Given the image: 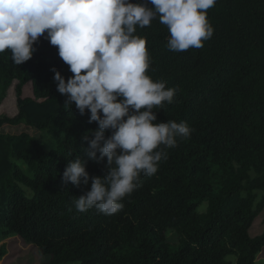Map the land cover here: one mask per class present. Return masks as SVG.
Here are the masks:
<instances>
[{
    "label": "trees",
    "instance_id": "obj_1",
    "mask_svg": "<svg viewBox=\"0 0 264 264\" xmlns=\"http://www.w3.org/2000/svg\"><path fill=\"white\" fill-rule=\"evenodd\" d=\"M207 19L212 37L182 52L167 48L170 33L158 16L137 26L149 55L146 74L176 89L171 104L154 107V123L186 122L192 132L174 148L160 146L167 159L154 175H140L112 215L76 210L91 179L63 181L77 158L90 177L109 169L106 157L90 159L81 146L88 148L82 137L97 123L74 102L65 106L57 91L51 69L65 80L73 75L57 47L45 33L21 65L10 50L0 53V105L15 83L17 110L0 118V128L23 124L52 143L45 149L26 133L0 134V243L18 238L38 248L40 264H256L264 250V231L250 236L264 209V0H216ZM26 85L31 97L23 95ZM169 231L178 244L167 240ZM5 253L0 248V258Z\"/></svg>",
    "mask_w": 264,
    "mask_h": 264
},
{
    "label": "clouds",
    "instance_id": "obj_2",
    "mask_svg": "<svg viewBox=\"0 0 264 264\" xmlns=\"http://www.w3.org/2000/svg\"><path fill=\"white\" fill-rule=\"evenodd\" d=\"M215 4L216 0H0V53L10 50L12 61L21 65L32 58L33 45L46 33L73 74L65 80L51 69L57 91L66 97L65 106L74 102L82 115L90 113L89 123L98 125L82 137L88 148L81 146L90 159L107 158V175L90 177L80 158L63 172V181L75 186L91 179L90 190L74 200L78 212L95 207L105 215L117 213L123 198L139 186L140 175H154L161 159H167L164 148L176 147L177 138H190L192 132L186 122L154 123V107L171 104L176 89L146 74L149 55L146 40L135 35L137 26H149L158 16L170 33V51L201 48L213 35L207 10Z\"/></svg>",
    "mask_w": 264,
    "mask_h": 264
},
{
    "label": "rangeland",
    "instance_id": "obj_3",
    "mask_svg": "<svg viewBox=\"0 0 264 264\" xmlns=\"http://www.w3.org/2000/svg\"><path fill=\"white\" fill-rule=\"evenodd\" d=\"M14 85L8 89L6 92L5 99L0 105V118L8 117L12 118L17 114L16 110V100L14 93ZM24 97H31V87L26 85L23 90ZM7 97L10 99V103L3 105ZM26 133L39 143H41L45 149H49L52 146L51 138L46 132H40L38 130L32 129L26 125L20 124L17 126H3L0 128V134H9V135H19ZM24 191L27 192V195L30 197L31 193L22 187ZM264 231V209L260 215L255 219L251 229L250 236L256 237L259 236ZM167 240L172 244H178V236L174 231H169L167 233ZM3 246V247H2ZM0 248L5 250V254L0 258V264H40L45 261L38 248L23 243L18 238H12L5 240L0 243ZM256 264H264V250L258 256Z\"/></svg>",
    "mask_w": 264,
    "mask_h": 264
}]
</instances>
